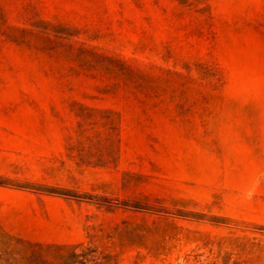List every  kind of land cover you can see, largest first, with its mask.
Wrapping results in <instances>:
<instances>
[{
  "label": "rangeland",
  "instance_id": "obj_1",
  "mask_svg": "<svg viewBox=\"0 0 264 264\" xmlns=\"http://www.w3.org/2000/svg\"><path fill=\"white\" fill-rule=\"evenodd\" d=\"M0 264H264V0H0Z\"/></svg>",
  "mask_w": 264,
  "mask_h": 264
}]
</instances>
